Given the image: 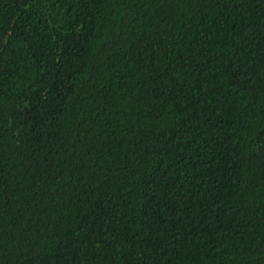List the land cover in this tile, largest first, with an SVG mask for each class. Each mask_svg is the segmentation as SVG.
<instances>
[{"label": "trees", "instance_id": "trees-1", "mask_svg": "<svg viewBox=\"0 0 264 264\" xmlns=\"http://www.w3.org/2000/svg\"><path fill=\"white\" fill-rule=\"evenodd\" d=\"M0 264H264V0H0Z\"/></svg>", "mask_w": 264, "mask_h": 264}]
</instances>
